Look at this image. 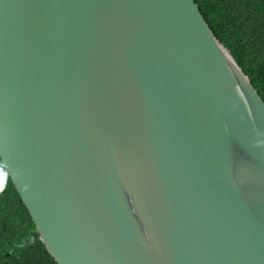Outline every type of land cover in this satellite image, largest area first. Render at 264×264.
I'll list each match as a JSON object with an SVG mask.
<instances>
[{
	"label": "water",
	"instance_id": "obj_1",
	"mask_svg": "<svg viewBox=\"0 0 264 264\" xmlns=\"http://www.w3.org/2000/svg\"><path fill=\"white\" fill-rule=\"evenodd\" d=\"M258 133L195 0H0V158L57 264H264Z\"/></svg>",
	"mask_w": 264,
	"mask_h": 264
},
{
	"label": "trees",
	"instance_id": "obj_2",
	"mask_svg": "<svg viewBox=\"0 0 264 264\" xmlns=\"http://www.w3.org/2000/svg\"><path fill=\"white\" fill-rule=\"evenodd\" d=\"M264 100V0H195ZM0 264H57L0 158Z\"/></svg>",
	"mask_w": 264,
	"mask_h": 264
},
{
	"label": "clouds",
	"instance_id": "obj_3",
	"mask_svg": "<svg viewBox=\"0 0 264 264\" xmlns=\"http://www.w3.org/2000/svg\"><path fill=\"white\" fill-rule=\"evenodd\" d=\"M225 129L227 130V125L225 126ZM258 135H264V133H258ZM255 147L257 148H264V139H257L255 142ZM19 174V172H18ZM5 185L4 184H0V192H3L5 189ZM25 188H27V185H24Z\"/></svg>",
	"mask_w": 264,
	"mask_h": 264
}]
</instances>
